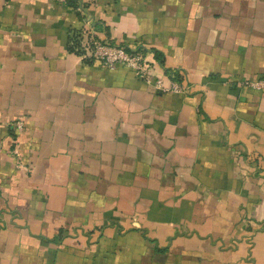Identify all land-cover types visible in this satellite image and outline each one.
<instances>
[{
	"label": "crops",
	"instance_id": "obj_1",
	"mask_svg": "<svg viewBox=\"0 0 264 264\" xmlns=\"http://www.w3.org/2000/svg\"><path fill=\"white\" fill-rule=\"evenodd\" d=\"M263 76L264 0H0V264H264Z\"/></svg>",
	"mask_w": 264,
	"mask_h": 264
},
{
	"label": "built area",
	"instance_id": "obj_2",
	"mask_svg": "<svg viewBox=\"0 0 264 264\" xmlns=\"http://www.w3.org/2000/svg\"><path fill=\"white\" fill-rule=\"evenodd\" d=\"M76 34L77 36L74 34L72 37L71 45L84 59L99 60L107 67H115L119 64L131 67L139 77L153 83L162 92L180 93L190 89L188 84L183 83L179 73H173L169 84H165L161 76L154 75L151 62L142 49L129 50L122 44L102 41L87 29ZM245 85L253 89L264 90V76L255 80H247ZM14 125L21 130L24 126L23 119L16 120Z\"/></svg>",
	"mask_w": 264,
	"mask_h": 264
},
{
	"label": "trees",
	"instance_id": "obj_3",
	"mask_svg": "<svg viewBox=\"0 0 264 264\" xmlns=\"http://www.w3.org/2000/svg\"><path fill=\"white\" fill-rule=\"evenodd\" d=\"M71 1H73V0H71ZM71 1H70V2H71ZM70 49H71V50H74V51H76V49H75V48H73V47H70ZM77 52H78V51H77Z\"/></svg>",
	"mask_w": 264,
	"mask_h": 264
}]
</instances>
